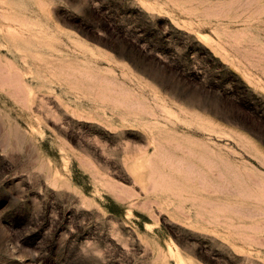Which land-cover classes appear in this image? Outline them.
I'll return each instance as SVG.
<instances>
[{
    "label": "rangeland",
    "instance_id": "obj_1",
    "mask_svg": "<svg viewBox=\"0 0 264 264\" xmlns=\"http://www.w3.org/2000/svg\"><path fill=\"white\" fill-rule=\"evenodd\" d=\"M0 264H264V0H0Z\"/></svg>",
    "mask_w": 264,
    "mask_h": 264
}]
</instances>
